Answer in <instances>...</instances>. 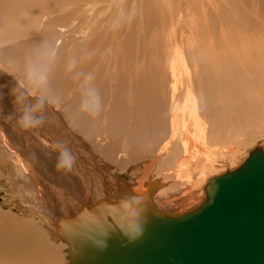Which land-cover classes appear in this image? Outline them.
Listing matches in <instances>:
<instances>
[{
  "label": "bare ground",
  "instance_id": "6f19581e",
  "mask_svg": "<svg viewBox=\"0 0 264 264\" xmlns=\"http://www.w3.org/2000/svg\"><path fill=\"white\" fill-rule=\"evenodd\" d=\"M103 3L0 0V264H58V242L66 264L117 259L156 220L197 209L217 166L264 139L263 24L219 56L194 10L184 29L167 0Z\"/></svg>",
  "mask_w": 264,
  "mask_h": 264
},
{
  "label": "water",
  "instance_id": "95a60500",
  "mask_svg": "<svg viewBox=\"0 0 264 264\" xmlns=\"http://www.w3.org/2000/svg\"><path fill=\"white\" fill-rule=\"evenodd\" d=\"M206 191L197 209L163 216L123 256L106 254L95 264H264V149L210 180Z\"/></svg>",
  "mask_w": 264,
  "mask_h": 264
},
{
  "label": "rangeland",
  "instance_id": "374dc122",
  "mask_svg": "<svg viewBox=\"0 0 264 264\" xmlns=\"http://www.w3.org/2000/svg\"><path fill=\"white\" fill-rule=\"evenodd\" d=\"M104 3H103V5L104 4H110V8H109V12H112V11H116L117 12V8H116V5L114 4V0H112V1H108V0H102ZM105 1H106V3H105ZM177 2V4L175 3V2ZM185 1V2H184ZM184 1H182V0H167V3H166V7H171V4L172 5H176L175 7L174 6H172V7H174V11H175V9L177 8V12L175 11V12H172V13H174V16H173V18L175 17V19H177V20H173V23H174V21L176 22V23H178L179 25H180V23L181 24H183V27H185V26H191L192 25V23H194V21L191 23V25H189L190 24V21H192L193 19L195 20V18H192V16L193 15H196L195 13H199L198 15H196V19H197V21H198V18H199V16L201 15V17H202V19H203V23L200 25V23H197V24H199L198 25V28L200 29V31L201 30H203L205 33H206V35L203 37V36H201V35H203V34H205V33H202V32H200V31H198V33H199V36H198V38L200 39L201 38V41H205L206 43H209L210 41H212L213 42V44L215 45V43H216V47L218 48V50L217 51H219V52H217V54L219 55V56H223V54L225 53L224 51H229V44H231L233 41L234 42H236V45H238L237 47H236V45H235V49L236 50H239V45H241V43H243V39L245 40V38H247V37H249L250 35H252L253 34V32H254V30L253 29H256V27H258V25H260V24H263L264 25V0H227V2L225 1V0H223V5L220 3V5H217L218 4V2H220L219 0H205L206 2H204V0H198V2H197V0H195L196 1V3H197V6H196V3H194V4H192L193 2H195V1H193V0H188V2L186 1V0H184ZM193 1V2H192ZM199 1H201V2H199ZM111 2V3H110ZM132 2L133 1H130V2H128V4H126V7H127V9L130 11V10H132V9H137L138 10V8H139V5H135L134 6V8H133V5H134V2H133V4H132ZM173 2V3H172ZM216 2H217V4H216ZM236 2L237 3H239V4H242L241 6H239V7H235L236 6ZM183 3H185V4H183ZM136 4H138V3H136ZM200 4V5H199ZM205 4V5H204ZM129 5H130V7H129ZM184 5V6H183ZM191 5H192V7H191ZM196 7H194V6ZM202 5V6H201ZM203 5L204 6H206V7H203ZM255 5V6H254ZM138 6V7H137ZM180 6H181V8H180ZM199 6V7H198ZM208 6H210L212 9L211 10H213V12L214 11H216V12H214L215 13V15L213 14V12L210 10V8H208ZM219 6H221L220 8H219ZM135 7H137V8H135ZM188 7V8H187ZM242 7V8H241ZM184 8H185V10H184ZM191 8V9H190ZM194 8V9H193ZM197 8H198V10H197ZM111 9H112V11H111ZM179 9H181V11H179ZM200 9V10H199ZM218 9H219V11H218ZM189 11V13L191 14V15H189V13L187 14V12L186 11ZM190 10H194L195 11V13H193V11H190ZM203 10V11H202ZM221 10V11H220ZM183 11H184V13H183ZM197 11V12H196ZM209 14V16H210V14L215 18L214 19V21L213 22H215V20H216V24L215 23H213L211 20H213L212 18L213 17H208L207 15V13ZM157 15H158V11H154ZM182 14H181V13ZM185 12H186V14L188 15H186L185 14ZM203 12H205L206 14H204ZM225 13H227V15L225 16ZM178 14H179V16H178ZM222 14L224 15V17H226L227 19H226V21H224V22H226L225 24H224V22H223V19H221V17L220 16H222ZM180 15H181V17H180ZM191 16V17H190ZM218 17V18H220V19H216V17ZM153 18H151V20L150 21H148L147 19H146V21H145V23H149V22H151L152 20V22L154 23V16H152ZM182 18V22H179L180 20V18ZM188 17L190 18V19H188ZM188 19V20H187ZM192 19V20H191ZM256 19L257 20H259V21H257L256 22ZM185 20V21H184ZM190 20V21H189ZM204 20H205V22H204ZM196 20H195V23L197 22ZM208 21V22H207ZM217 21H219L218 22V25H219V27H217L216 25H217ZM222 21V22H221ZM187 22V23H186ZM213 23V25H212V23ZM260 22V23H259ZM112 23V22H111ZM186 23V24H185ZM222 23L225 25V26H223L222 25ZM178 24H176V26H178ZM204 24V25H203ZM210 26H209V25ZM226 24H227V26H226ZM185 25V26H184ZM196 25V24H195ZM171 26V23H170V20L169 19H167V21H166V29L167 28H169ZM187 26V27H188ZM194 26V25H193ZM204 26V29L202 28ZM205 26L206 27H208V28H205ZM214 26V28H215V30H216V27L219 29V35L215 32V31H212L211 32V28ZM245 26V27H244ZM142 27H143V25H142ZM187 27H185L184 29H187ZM195 27V26H194ZM211 27V28H210ZM202 28V29H201ZM214 28H212L213 30H214ZM210 29V30H209ZM206 30V31H205ZM220 31H223V34H222V32H220ZM237 31L240 33V34H238V35H235L234 36V34H236L237 33ZM227 32V33H226ZM229 32V33H228ZM236 32V33H235ZM188 32L186 31V33L185 34H187ZM216 33V34H215ZM225 34H228L227 35V37H226V35ZM233 34V35H232ZM210 35V36H209ZM239 35H241L240 37H242V38H239ZM243 35V36H242ZM247 37H246V36ZM207 36H208V40H207ZM212 36V37H211ZM229 36V37H228ZM216 37H218V38H216ZM233 38V40H231L232 38ZM244 37V38H243ZM206 38V39H205ZM215 38H216V40H215ZM220 38V39H219ZM229 38V39H228ZM211 39V40H210ZM240 40H242V42L240 41ZM217 41V42H216ZM225 41H227L225 44H224V42ZM178 44L180 43L179 42V40H178V42H177ZM204 44V43H203ZM219 45V46H218ZM227 46V47H226ZM209 47V45L208 44H204L201 48H202V52H201V54L203 55V56H205V54H209L210 52H209V50L207 49ZM224 48H225V50H224ZM223 49V50H222ZM228 49V50H227ZM223 51V52H222ZM220 53V54H219ZM164 54H166L165 52H164ZM208 56L209 55H207L204 59H203V61L204 60H206L207 58H208ZM48 57H50V58H53L51 55H49ZM167 55H164L163 56V58H162V65L163 66H165L166 65V61H167ZM190 59V58H189ZM164 63V64H163ZM205 63V62H204ZM193 62H191V67H192V70L194 69V67H193ZM199 64V66H200V70L202 69V67L203 66H201L202 65V63H198ZM227 65V64H226ZM225 66V65H224ZM223 66V67H224ZM222 68V67H221ZM194 71H195V69L193 70V74H194ZM235 71L233 70V69H231V73L229 74V78H228V80L229 81H231V79L232 80H234V81H236V80H238L239 79V77H238V75H236V73H234ZM200 73V72H199ZM206 74H204V78L206 77V78H208L207 76H205ZM223 75L224 76H226V74H225V72H223ZM205 78V79H206ZM18 81V80H17ZM19 82V81H18ZM236 84H234V86H235ZM37 98H44L43 100H46V102L48 103V105H50L51 107H53V103L51 104V102L43 95V94H41V93H38V94H36L35 95ZM213 96H215V95H213ZM49 102H50V104H49ZM231 103H235V101L234 102H232L231 101ZM219 104H221V103H219ZM228 105V106H227ZM236 106H237V104H232V106L231 105H229V102H228V104L226 103V111L228 112V114L226 113V118L228 119L229 118V116H232V115H234V110H235V108H236ZM230 107H233V108H230ZM220 110V109H219ZM237 114H239L238 113V111H237V113L235 114V115H237ZM220 119V118H219ZM221 120V119H220ZM219 120V121H220ZM221 122V121H220ZM217 123H215L214 125H216ZM250 134H252V133H250ZM260 139H257V142H250L249 143V145H248V147H247V149H245V151H246V154L243 156V157H238V159L240 160V162H238V163H236L237 165H234L232 162H229V163H227V164H225V163H220L218 166H217V168H216V170H215V172L214 173H212L210 176H209V178L208 179H210V178H213V177H215V176H217V175H221V174H223V173H225V172H227V171H232V170H234V169H236L237 167H239V165H241V163L244 161V160H246L247 159V157L249 156V154H250V152L252 151V150H254L255 148H261L262 149V147L264 148V142H263V137H259ZM254 141V140H253ZM262 141V142H261ZM262 143V144H261ZM244 151V152H245ZM246 157V158H245ZM245 162V161H244ZM243 162V163H244ZM242 163V164H243ZM109 165H111L110 163H109ZM2 183L3 182H0V187H2ZM2 195H3V192L2 193H0V201H1V197H2ZM205 197H206V195H205ZM205 199V198H204ZM204 200L202 199V202H203ZM201 201H198V203L197 204H195V205H193V206H191L189 209H195V208H197L201 203H202ZM58 242V241H57ZM58 244L60 245V255H61V260L59 261V263L58 264H66L67 262H68V259H67V257H66V254H67V252H66V250H65V246H63V243H60V242H58ZM22 259H23V263L24 264H31L32 262L30 261V260H27L26 259V257L24 256V254L22 253Z\"/></svg>",
  "mask_w": 264,
  "mask_h": 264
}]
</instances>
